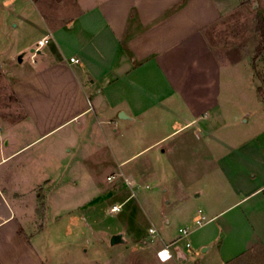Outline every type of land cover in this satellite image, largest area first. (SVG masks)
Wrapping results in <instances>:
<instances>
[{
  "label": "crops",
  "instance_id": "crops-1",
  "mask_svg": "<svg viewBox=\"0 0 264 264\" xmlns=\"http://www.w3.org/2000/svg\"><path fill=\"white\" fill-rule=\"evenodd\" d=\"M243 10L264 16V0H0V63L17 69L26 48L34 63L14 78L21 117L8 120L9 131L0 136V167L9 163L8 172L0 169V264H46L33 235L60 226L70 233L67 226H79L83 207L93 215L108 186L86 166L92 157L118 165L113 185L116 192L125 188L126 198L115 202L122 205L117 212L131 199L129 188L135 194L134 186L143 187L148 175L165 176L171 163L202 165L193 196L204 203L195 229L236 210L204 231L202 255L198 246H172L168 262L154 253L158 264H229L264 246V106L260 122L239 140L219 136L224 129L217 120L225 90L239 79L230 76L232 68L245 64L256 84L247 58L233 61L214 49L240 46L210 38L225 17ZM99 149H109L107 159L96 157ZM30 157L39 163L37 173L28 168ZM131 162L136 166L124 167ZM181 229L162 246L195 230L185 236Z\"/></svg>",
  "mask_w": 264,
  "mask_h": 264
},
{
  "label": "rangeland",
  "instance_id": "rangeland-1",
  "mask_svg": "<svg viewBox=\"0 0 264 264\" xmlns=\"http://www.w3.org/2000/svg\"><path fill=\"white\" fill-rule=\"evenodd\" d=\"M243 11L236 13L235 16L225 17L221 25L214 31V36L210 34L212 42L214 44L217 43L218 46L220 44L228 46L232 43L240 46L217 47L215 45L214 49L233 61L247 58L251 63L256 79L255 84L250 74V69L245 64H242L241 68H235V70L232 68L233 73L230 76L232 78L239 77V79L234 83L233 87L225 90L221 98V107L219 108L222 114L217 119L224 129L219 136L229 141H232L234 136L239 140L254 130V127L260 122H255L256 118L259 119L261 117L258 110L264 106V96L262 97L264 95V51L261 55H258L257 49L262 44V36L260 33L255 32L258 17L255 18L251 12ZM11 41L14 42L15 37ZM5 48L15 53L18 49L26 47ZM24 52L27 54L26 61L20 65L18 58ZM31 54L30 48L18 53L15 61L17 69L11 65L6 66L2 62L0 63V128H2L0 136L2 137L9 131L7 121L21 117V114L16 112L19 111L20 106L14 93L13 83L15 76H22L20 74L29 69V62L34 65L31 60ZM223 75L227 81L229 73L225 72ZM255 86L258 89V94H256ZM263 119L264 117H261L262 121ZM261 139L258 138V143ZM12 141L11 145L5 147L6 150L12 149L14 146V140ZM17 142L19 141L17 140ZM38 146L37 144L28 153H24L22 158H26V155L31 153L30 151L39 149ZM108 151L109 149H101L96 157L107 159L105 153ZM36 161V158H33V160L31 157L29 158L28 168L34 173H37L39 169V163H35ZM86 166L95 172L96 179L104 187L108 186L107 190H105L107 195L98 199V209L92 213V216L88 217V215H91L88 214V207H83L78 212L81 222L79 226L74 228H72V225L70 227L67 226V230L70 233L65 232V228H60V226L57 228H45L39 235H33V239L36 238V241L38 240L39 242L36 246L44 263L158 264L153 255L158 250V247L162 246L163 241L168 243L172 239H177L180 228H187L191 231L195 229V220L198 217L197 211L202 208L204 203V198H195L193 196L195 191H199L201 187L200 181L196 178L201 173L202 165L200 163L182 165L171 163V165H167V174L165 176L156 179L148 175L143 179V187L134 186L135 194L129 188L130 194L128 198L131 197V199L125 202L122 210L117 213L111 212L110 208L116 201L120 203L126 198L122 196V191L125 188L116 192L113 185L119 178L118 174L113 173L115 169L118 170V165L110 163L96 164L95 157H92L87 161ZM132 166H136V164L134 162L127 163L124 167L129 168ZM0 169L8 172L9 163L6 162ZM112 173L114 176L108 179L107 176ZM123 184L125 185L126 182ZM146 185H149V187H146ZM109 191L111 194H109ZM92 197L93 194L81 195L84 200ZM235 211H230L223 218L232 216ZM37 213L40 218V225L42 222L44 223L43 219L41 220L45 214L44 203H40ZM222 219L219 218L206 227L193 230L187 238L184 237L176 245H173L174 249L180 248L187 251L186 243L190 242L193 249L198 246V252L202 255L198 240L205 235L204 231L207 230L205 232L207 233L209 227H214ZM203 221L205 222V220ZM152 226L158 231L155 235H152L149 231ZM27 232H32L31 228H27ZM120 232L124 233L126 242L112 245L111 236ZM230 233L236 235L233 231H230ZM235 239L236 236L234 238L232 236L231 243ZM220 241L214 243L216 248L219 246ZM231 245L232 247H237V250L244 248V245L241 244ZM229 264H264V246L261 245L251 249Z\"/></svg>",
  "mask_w": 264,
  "mask_h": 264
},
{
  "label": "built area",
  "instance_id": "built-area-1",
  "mask_svg": "<svg viewBox=\"0 0 264 264\" xmlns=\"http://www.w3.org/2000/svg\"><path fill=\"white\" fill-rule=\"evenodd\" d=\"M42 44H43V41H39V45H42ZM71 61H79V60L78 59H75L74 57H72L71 58ZM121 206L122 205H114L111 210L113 212H117V211H119L121 209ZM202 223H203L202 220H198L197 221V224L198 225H201ZM149 231H150V233L152 235H155L157 233V230L154 227L150 228ZM189 232L190 231L188 229H181V234L182 235L187 236L189 234ZM173 245H174L173 242L172 243H169V244H165V245H163L162 247H160L157 250V257H158V259L161 262H168V261H170V260H172L174 258V253L172 251V246ZM186 246H187V248H191L192 247V245H191L190 242H187L186 243Z\"/></svg>",
  "mask_w": 264,
  "mask_h": 264
},
{
  "label": "trees",
  "instance_id": "trees-1",
  "mask_svg": "<svg viewBox=\"0 0 264 264\" xmlns=\"http://www.w3.org/2000/svg\"><path fill=\"white\" fill-rule=\"evenodd\" d=\"M256 30L262 36V44L257 49L258 55H261L262 52L264 51V16L258 17Z\"/></svg>",
  "mask_w": 264,
  "mask_h": 264
},
{
  "label": "water",
  "instance_id": "water-1",
  "mask_svg": "<svg viewBox=\"0 0 264 264\" xmlns=\"http://www.w3.org/2000/svg\"><path fill=\"white\" fill-rule=\"evenodd\" d=\"M34 50H36V49H32V51H34ZM23 56H24V53L19 56L18 59H19L20 62L23 61ZM110 241H111V244L112 245H117V244H123V243H125L126 242V239H125L124 233L123 232H120V233L113 234L111 236Z\"/></svg>",
  "mask_w": 264,
  "mask_h": 264
}]
</instances>
